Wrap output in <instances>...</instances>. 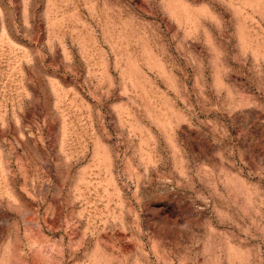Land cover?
I'll list each match as a JSON object with an SVG mask.
<instances>
[{
  "label": "rangeland",
  "instance_id": "rangeland-1",
  "mask_svg": "<svg viewBox=\"0 0 264 264\" xmlns=\"http://www.w3.org/2000/svg\"><path fill=\"white\" fill-rule=\"evenodd\" d=\"M0 264H264V0H0Z\"/></svg>",
  "mask_w": 264,
  "mask_h": 264
}]
</instances>
